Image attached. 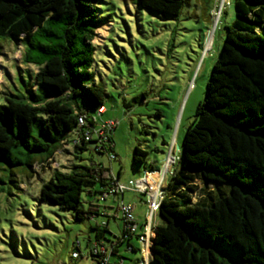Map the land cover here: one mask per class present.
<instances>
[{"label":"trees","instance_id":"16d2710c","mask_svg":"<svg viewBox=\"0 0 264 264\" xmlns=\"http://www.w3.org/2000/svg\"><path fill=\"white\" fill-rule=\"evenodd\" d=\"M104 1L0 0V49L5 42L21 45L23 64L35 68L28 71L32 84L26 92L0 104V174L17 189L19 178L32 179L33 167L47 164L65 144L81 152H110L116 159L112 130L100 147L85 139L98 125L93 114L105 104L104 89L91 71L98 5ZM132 1L167 17H178L186 3ZM233 8L204 99L167 181L149 264H264V0H233ZM146 160L147 153L135 147L133 163ZM117 180L101 163L74 164L52 174L39 201L72 211L76 221L93 220L104 213L91 201L84 208L82 194L95 193L84 186L100 185L106 200ZM107 226L108 220L91 226L89 255L96 264L101 262L91 252L94 246L103 247L107 264L122 242L135 252L130 240L138 236L125 222L117 244H102Z\"/></svg>","mask_w":264,"mask_h":264},{"label":"rangeland","instance_id":"374dc122","mask_svg":"<svg viewBox=\"0 0 264 264\" xmlns=\"http://www.w3.org/2000/svg\"><path fill=\"white\" fill-rule=\"evenodd\" d=\"M98 8L100 25L93 41L91 71L104 89L105 110L93 116L98 125L115 124L111 136L116 159L110 158V152H81L65 144L47 164L33 167L32 179L19 178V189L0 174V188H4L0 192V264H96L89 255L95 233L91 226L108 220L101 242L117 244L124 227L122 213L116 211L121 205L133 206L138 224L135 235H143V225L148 223L144 195L124 191L123 197L101 200L100 185H86L95 193L82 194L84 208L91 201L109 217L101 214L76 221L72 211L40 202V188L55 171L67 172L74 164L89 165L90 161L103 164L114 177L119 175L121 185L139 179L144 171L162 172L169 156L177 159L180 155L226 27L234 20L233 0H186L178 17L141 9L132 0H105ZM22 55L21 45L5 42L1 46L0 104L10 95L25 93L32 84L28 71L33 73L35 68L24 65ZM135 147L147 153L144 165L133 163ZM161 223L157 215L155 226ZM130 244L135 252L122 242L118 256H112L109 264H140L141 243L134 236Z\"/></svg>","mask_w":264,"mask_h":264},{"label":"built area","instance_id":"2783aa9c","mask_svg":"<svg viewBox=\"0 0 264 264\" xmlns=\"http://www.w3.org/2000/svg\"><path fill=\"white\" fill-rule=\"evenodd\" d=\"M103 113L104 109L102 108L99 110L98 115H102ZM83 124V118H79V125L82 126ZM114 126L115 124L113 122L106 123L103 125H97V127L92 131V133H86L85 139L97 140V143L95 145L100 147L101 145L99 144V142L105 140L108 131H111ZM96 150L100 151L99 149ZM110 158L112 160H115V157L113 155H110ZM178 158L175 159L174 157L169 156L167 158L165 166L163 167L164 170L162 172L160 170L155 172L145 171L139 179L133 181L130 180L127 185H121L119 180H117L116 183L113 184L112 189L109 191V193L105 195V197L117 193L123 195L124 191H132L134 193L144 195L146 197L145 204L148 207L146 219L148 220V223H145L143 225L144 233L143 235L138 237V240L142 246L143 255V260L142 262H140V264H149L150 239L153 233V229L156 225L155 220L158 215L160 204L165 196V180L168 174L172 175L176 160H178ZM155 174L159 175V178L156 181L153 180V175ZM119 211H121L122 213V220L123 223L125 222L127 230L132 234H136L138 230V224L133 214V206L121 205L119 207ZM91 252L94 256L97 255L98 260L101 262V264L108 263L107 257L104 256L106 252L103 247L94 246ZM73 257H76V254H73Z\"/></svg>","mask_w":264,"mask_h":264},{"label":"crops","instance_id":"0c3cea01","mask_svg":"<svg viewBox=\"0 0 264 264\" xmlns=\"http://www.w3.org/2000/svg\"><path fill=\"white\" fill-rule=\"evenodd\" d=\"M104 109V108H103ZM105 110V109H104ZM118 177V176H117ZM158 179V176L156 178H154L153 180L156 181ZM167 179V178H166ZM120 180V177H119ZM123 197V196H122Z\"/></svg>","mask_w":264,"mask_h":264},{"label":"bare ground","instance_id":"6f19581e","mask_svg":"<svg viewBox=\"0 0 264 264\" xmlns=\"http://www.w3.org/2000/svg\"><path fill=\"white\" fill-rule=\"evenodd\" d=\"M217 21V20H216ZM212 30V29H211ZM212 35V34H211ZM208 46V45H207ZM158 176V178H159V175H157Z\"/></svg>","mask_w":264,"mask_h":264},{"label":"water","instance_id":"95a60500","mask_svg":"<svg viewBox=\"0 0 264 264\" xmlns=\"http://www.w3.org/2000/svg\"><path fill=\"white\" fill-rule=\"evenodd\" d=\"M182 148H183V146H182ZM179 149H180V148H178V151H179ZM178 156H179V155H178Z\"/></svg>","mask_w":264,"mask_h":264}]
</instances>
